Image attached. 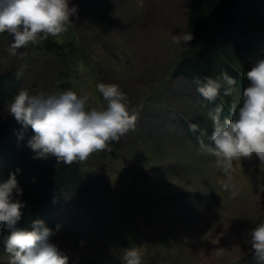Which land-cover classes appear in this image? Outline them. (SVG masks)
I'll return each mask as SVG.
<instances>
[{"label": "rangeland", "instance_id": "1", "mask_svg": "<svg viewBox=\"0 0 264 264\" xmlns=\"http://www.w3.org/2000/svg\"><path fill=\"white\" fill-rule=\"evenodd\" d=\"M70 4L78 5V14L50 39L69 47L74 38V61L65 67L41 42L10 55L12 34L5 31L0 71L19 72L30 93L63 90L67 80L64 89L87 95L88 106L97 108L106 106L97 83H116L137 120L119 141L77 160L91 191L64 198L59 231L50 239L68 262L107 246L122 261L127 247H139L142 264H261L248 234L264 222V162L255 154L234 160L231 183L238 192L232 195L223 188L217 157L191 144L176 125L199 111L190 84L171 76L186 47L173 34L187 30L191 0ZM9 116L7 105L0 108V122ZM37 159L62 163L55 155Z\"/></svg>", "mask_w": 264, "mask_h": 264}, {"label": "clouds", "instance_id": "2", "mask_svg": "<svg viewBox=\"0 0 264 264\" xmlns=\"http://www.w3.org/2000/svg\"><path fill=\"white\" fill-rule=\"evenodd\" d=\"M76 14L78 5L70 4V0H0V33L12 34L8 52L15 56L21 46L26 48L67 31L70 17ZM173 38L177 44H187L193 33L181 30ZM78 70L85 71L83 61ZM246 78L249 83L243 88L242 101L233 99L227 105L228 115H223V102L208 108L211 143L205 142L203 134L196 137L203 148L217 157L226 177L223 188L231 190L232 195L238 192L231 183L234 160L255 154L264 162V56L252 61ZM193 82L206 106L222 94L231 96L237 83L226 69L215 75H196ZM97 88L106 101L102 108L88 106L89 97L72 88L51 93H30L21 88L12 96L7 111L25 130L31 126L33 134L27 146L33 150V158L55 155L65 164L83 161L135 127L137 114L128 107L127 93L116 83L98 82ZM188 127L197 132L200 124L193 121ZM22 138L23 132L18 135V139ZM19 171L17 167L7 178L0 177V232L10 229L3 237L2 252L6 257H0V264H68L69 256L50 239L59 224L53 229L36 218L31 221V228L17 226L26 204L17 178ZM248 240L253 254L264 264V222L256 223ZM123 264H142L139 247L126 248Z\"/></svg>", "mask_w": 264, "mask_h": 264}, {"label": "trees", "instance_id": "3", "mask_svg": "<svg viewBox=\"0 0 264 264\" xmlns=\"http://www.w3.org/2000/svg\"><path fill=\"white\" fill-rule=\"evenodd\" d=\"M186 31L193 33V39L175 62L172 76L191 83L197 93L201 112L189 120L182 118V126L191 144L204 150L206 148L196 137L203 134L205 142L211 143L212 122L207 118L208 108L223 102V115H228L227 105L233 99L242 101L243 88L249 83L246 71L252 67V61L264 56V0H191ZM44 44L48 51L58 49V58L65 67L74 61L76 52L71 46L58 45L48 39L44 40ZM223 69L236 78V88L231 96L222 94L206 106L204 98L196 90L193 77L215 75ZM67 84V80L63 79L60 85L64 89ZM22 85L20 77L0 73V108L10 102ZM193 121L200 124L197 132L189 130V123ZM21 132L23 138L18 139ZM32 134L31 126L25 130L12 115L0 122V177L7 178L17 167L21 169L17 178L23 187L22 199L26 204L17 222L18 227L31 228V221L40 218L47 226L56 229L63 199L67 195L87 194L91 186L78 161L52 164L33 158V150L26 145L27 136ZM9 232L8 228L0 232V245ZM68 264H123V261L104 246L96 256Z\"/></svg>", "mask_w": 264, "mask_h": 264}, {"label": "bare ground", "instance_id": "4", "mask_svg": "<svg viewBox=\"0 0 264 264\" xmlns=\"http://www.w3.org/2000/svg\"><path fill=\"white\" fill-rule=\"evenodd\" d=\"M179 124L182 126V123L179 120H176V125Z\"/></svg>", "mask_w": 264, "mask_h": 264}]
</instances>
